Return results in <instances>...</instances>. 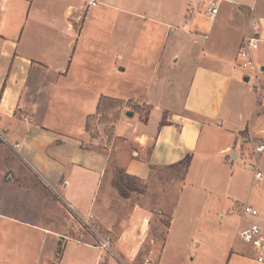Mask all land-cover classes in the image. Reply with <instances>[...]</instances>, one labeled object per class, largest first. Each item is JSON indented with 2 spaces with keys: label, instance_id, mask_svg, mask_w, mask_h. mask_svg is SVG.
Instances as JSON below:
<instances>
[{
  "label": "crops",
  "instance_id": "0c3cea01",
  "mask_svg": "<svg viewBox=\"0 0 264 264\" xmlns=\"http://www.w3.org/2000/svg\"><path fill=\"white\" fill-rule=\"evenodd\" d=\"M200 1L207 7L198 16L196 0H0V123L12 138L5 143L16 153L23 147L41 163L44 148L56 144V183L76 215L110 237L126 264H144L148 258L153 264L186 262L182 245L169 246L168 240L184 203L194 206L198 191L206 192L222 218L231 212L243 217L248 204L242 201L248 198L245 192L238 197L234 191L223 196L228 200L223 204L216 190L236 183L231 162L241 154L239 141L241 148L249 138L264 143L254 137L264 131L254 127L264 115V4L220 0L211 17L216 0ZM109 14L115 17L112 26L103 20ZM177 17L182 27L173 25ZM253 20L260 25L253 57L262 64V79L251 83L241 69L240 51ZM158 33L163 43L152 58ZM104 97L123 101L124 108L112 124L114 141L103 136L102 144L87 124ZM52 105L56 122L49 114ZM188 157L186 172L162 180V170ZM113 162L138 179L140 192L120 194ZM4 172L9 173L5 185ZM31 179L7 166L0 173V184L10 191L0 207V223L6 219L43 233L38 253L19 250L17 258H30V264H115L78 232L72 237L76 248L67 255L66 242L59 255L57 236L66 238L65 229L56 233L54 215L48 218L53 223L39 225L38 212H29L35 202L19 198ZM52 211L49 207L46 214ZM167 216L170 225L161 221ZM199 240L195 236L191 246L196 252ZM232 253L227 264H247L245 255ZM253 261L264 264L258 253ZM9 262L0 253V264Z\"/></svg>",
  "mask_w": 264,
  "mask_h": 264
},
{
  "label": "rangeland",
  "instance_id": "374dc122",
  "mask_svg": "<svg viewBox=\"0 0 264 264\" xmlns=\"http://www.w3.org/2000/svg\"><path fill=\"white\" fill-rule=\"evenodd\" d=\"M174 1L177 2V0ZM196 1L200 2L199 8L196 11L197 15L200 16V14H205L207 4L200 0ZM179 3L180 2L178 1L177 4ZM243 3L247 7L255 5L254 0H243ZM262 3L264 4V0H262ZM196 4L197 2H193L192 6H196ZM97 7L100 6L98 5ZM234 8L235 10H239V5ZM103 20H105L104 23L107 21L110 26L114 25L116 22L115 17L112 14L108 15V19L103 18ZM230 20L234 22V19L230 18ZM181 23L183 22H180V18H174L173 25L182 27ZM154 43V53L151 55L152 58L158 55L163 43V37L160 36L159 33L154 38ZM256 62L257 70L241 67L243 72L250 77L251 83L257 81L258 77L262 79V64L258 59ZM111 107L110 104H108L106 108L102 106V108L93 116L89 117L90 120L88 118V130L95 131V138L101 141L100 143L102 144L105 139L102 140L101 136H104L109 141L108 143L114 141L112 124L116 122L117 118L120 116V112L124 108V103L115 108ZM49 114L56 122V105L51 106ZM261 120L262 121H260V119L259 121L256 120L257 123L254 127H260L258 129L264 128V115ZM47 123H51V129H56V123L51 122V119ZM0 129L7 138V140H4L0 137V173L5 166H7L13 170L21 171L25 179L32 177V185L24 186L25 188L28 187L26 190L27 193H21L20 191L18 194L19 198L24 196L22 198L35 202L34 204L31 203V206L29 205V212L32 214L38 212L39 225H44L46 221L53 223V220H48V218H53L54 215L56 218V224L54 225V227H56V233L59 232V228L61 227L65 229L62 230V232H64L63 234L66 235V238L60 237L56 234L60 241L57 248L59 255H61L63 246L66 242L69 243V247L66 251L67 255L76 248L72 245L76 243L74 240L72 241V237L76 234L75 232H78L81 233V238L102 250L104 256L107 255V258L109 257L114 260L115 264H126L117 254L114 242L110 237H107L105 234L103 235V232L97 229L89 220L76 215L75 210L70 206L73 202L69 195L67 192L63 191L59 184L56 183V144L53 146H46L47 149L46 147L44 148L42 163L37 162L25 152L23 147L17 153L9 148V145L5 142L9 143L8 139L12 140L11 135L5 129L3 123H0ZM78 129H80L78 124H73V130L77 132ZM254 137L264 138V131L258 133ZM248 141L249 144L245 143L243 148L240 147V141L238 142L237 149L241 151V154L238 159L233 160V163L231 162V164L234 165L236 183L233 182L232 189L230 185V187L226 189L218 188L216 193H219V197H221L220 200L224 204L225 202H228L226 197H223L225 194L232 195L231 192L234 191L238 197H245L242 195L245 192V195L247 194L248 198L242 201L247 200L248 204L259 210L260 216L257 219H261L262 222H260L264 225V152L260 155L255 154L254 148L256 140L254 141L249 138ZM44 144L45 141L43 140L42 145ZM215 145H217V143L213 146ZM250 163H256L258 165L259 170L262 172L261 179L255 178V172L249 166ZM115 164L116 168L114 169H116V172L122 170L116 162H113V165ZM188 168L189 166L186 168V160L181 164L166 168L160 172L162 180L164 178L170 179L172 177L175 178L181 176L182 173L188 170ZM8 174L9 173L4 172V176L2 177V184L4 185L7 183ZM18 183L19 179L14 184ZM8 186V184L6 187L0 184V207L4 206V203L7 200V195L10 194V191H7V188H9ZM17 190H19V188H17ZM33 196L41 202H38L37 204V200L33 199ZM206 196V192L204 191L194 193V206H191L189 202L184 203V207L180 211L182 214L178 216L179 218L176 217L173 221L168 245H182L183 259H185L186 262H182L181 264H227L229 258L234 254L232 251L245 255L247 257V264H255L253 260L256 259L257 252L250 244L243 240L240 231L246 226L247 222L258 220L255 218H248V220H245L243 217H239L236 212H231L229 214L226 213L227 216L222 218V214H218L219 211H217L216 208H213L212 201L206 200ZM213 199L214 201L219 200L217 196L213 197ZM19 204H22L21 201H19ZM49 207H51V210L53 211L48 216L46 213L49 211ZM200 216H204L203 224L199 223V225H197L196 221L199 220ZM156 218L159 220L160 217L158 214H156ZM161 221L168 224L170 216H167L166 218L164 217L163 219L161 218ZM225 227L227 228L226 230L229 231L230 237H227ZM42 234L43 233H37L31 229V227L12 223L3 219L2 224L0 225V253H2L4 259L10 261V264H30V258L29 261L24 258L19 259L16 254L19 250H30L31 253H38L41 241L39 235L42 237ZM195 236L200 238L198 242L201 245V250H198V252L191 248ZM104 241L110 242L111 247L103 246ZM195 245L197 244L195 243ZM93 251L96 256L99 250L94 249ZM55 261H57V259Z\"/></svg>",
  "mask_w": 264,
  "mask_h": 264
},
{
  "label": "built area",
  "instance_id": "2783aa9c",
  "mask_svg": "<svg viewBox=\"0 0 264 264\" xmlns=\"http://www.w3.org/2000/svg\"><path fill=\"white\" fill-rule=\"evenodd\" d=\"M220 0L213 1L211 3V7L209 9V15L211 17H215L218 13V5ZM95 4L96 2H91ZM261 38H260V25L255 20L250 23V32L244 37L243 47L240 51V57L243 59V67L250 68L251 70H257V63L253 57V51L257 50L260 46ZM263 86L258 84V91H260ZM0 137L6 140L3 131L0 129ZM102 139L104 138L101 136ZM264 152V143L256 142L254 153L260 154ZM252 170L255 172V177L258 179L262 178V172L259 170L258 165L256 163H250L249 165ZM242 215L245 220L248 218H258L260 216V212L257 208L244 204L242 207ZM243 240L250 244L258 253V261L264 262V225L260 223V221H251L247 222L245 228L240 232ZM103 246H110L111 244L108 241L103 242ZM144 264H153L151 259H146Z\"/></svg>",
  "mask_w": 264,
  "mask_h": 264
},
{
  "label": "trees",
  "instance_id": "16d2710c",
  "mask_svg": "<svg viewBox=\"0 0 264 264\" xmlns=\"http://www.w3.org/2000/svg\"><path fill=\"white\" fill-rule=\"evenodd\" d=\"M108 104L112 106L111 108H115L117 106H121L123 104V101L116 98L104 97L99 103L98 110H100L102 106L106 108ZM87 128L89 129V123L87 124ZM190 162V157H188L186 159V168L190 166ZM113 183L123 197H128L133 191H141V186L138 179L126 174L124 170H120L116 173ZM167 225H170V223H168Z\"/></svg>",
  "mask_w": 264,
  "mask_h": 264
},
{
  "label": "water",
  "instance_id": "95a60500",
  "mask_svg": "<svg viewBox=\"0 0 264 264\" xmlns=\"http://www.w3.org/2000/svg\"><path fill=\"white\" fill-rule=\"evenodd\" d=\"M262 71H264V66L262 67ZM128 115H129V116H133L134 113H133L132 111H130V112H128Z\"/></svg>",
  "mask_w": 264,
  "mask_h": 264
}]
</instances>
